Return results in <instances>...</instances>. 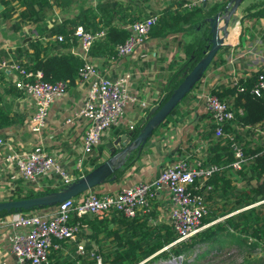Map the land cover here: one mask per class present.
I'll use <instances>...</instances> for the list:
<instances>
[{
    "label": "trees",
    "instance_id": "1",
    "mask_svg": "<svg viewBox=\"0 0 264 264\" xmlns=\"http://www.w3.org/2000/svg\"><path fill=\"white\" fill-rule=\"evenodd\" d=\"M133 1L138 0L127 2L100 0L95 4L88 0H1L4 8L0 11V27L10 21L11 29L20 30L25 23H34L35 31L23 36L14 47H0V62L3 59H10L28 70H41L45 79L52 81L66 79L69 86L76 84L80 70L86 61L102 56L106 59L118 57L116 46L129 36L130 24L148 15L143 13L144 9L140 8L138 3L135 2L133 5ZM186 1L179 0L160 11L150 13H158L160 16L159 22L153 26L150 35L153 32L166 35L188 29L184 23L194 22V17L202 14L203 6L181 10ZM228 1L224 0L212 6L209 13L224 9ZM254 5L252 4L249 8ZM55 6H61L68 11V14L56 19L49 27L46 23ZM78 26L89 31L104 30L105 32L103 37L92 43L87 56L73 51V48H80L79 39L75 35ZM58 34H61L63 39H58L56 37ZM207 43L208 41L202 38L187 43L185 47L187 56L181 65L182 71L176 75L173 73L172 80L166 87L167 93L160 101L162 104L184 79L185 71L191 70L204 55ZM259 72L260 70L253 72L250 76L239 77L236 81L218 83L211 88L212 93L227 101L235 110V118L225 125V134L217 136L216 123L212 117L201 133L207 141L206 154L193 155L199 157L204 163L210 162L221 166V169L207 181L211 188L201 191L206 195L208 207L202 221L209 225L190 238L174 242L177 233L170 223H149L151 211L134 217H127L117 212L112 213L111 217L87 213L79 218L83 226L81 237L87 235L85 228L88 225L92 228L88 235L100 246L98 250L89 251L80 256L81 264H96L97 255L102 256L103 264H154L161 256H183L182 264H184L186 257L198 244L213 243L220 240L222 236L229 237L232 243L247 244L250 247L264 244V201H262L264 200V92L261 94L253 92ZM10 73L12 79L7 81L4 79L8 76L6 71L0 69L2 87V90L0 89V128L3 129L5 137H7L6 128L18 122H24V118L11 113L9 106L5 103V94L22 96L25 93V89L18 87L14 81L15 72L10 71ZM198 82L194 85L195 87ZM191 92L192 90L183 97L182 103L187 102ZM177 107L178 105L172 113L179 110ZM144 117L131 128L116 126L113 134L117 136L122 131L131 130L133 136H136L142 128L141 123ZM165 123L166 119L162 124ZM252 135L258 138L253 139ZM231 136L242 145L246 156L242 168L237 170L226 167L234 158ZM139 152L135 149L126 156L125 163L113 172L116 174V179L124 175L126 168L134 162ZM87 160H91L90 156ZM102 161L98 158L94 160L93 168ZM89 170L91 169H84L85 173ZM232 173L239 176V180L243 182L241 185L235 183ZM39 184L19 175L7 185L10 191L7 199L57 191L67 183L62 182L58 175H54L41 179ZM53 206L57 207V205ZM39 208L42 207L35 206L18 211L3 209L0 210V219L13 212L32 213ZM111 220L119 222L120 227L110 226ZM65 241L67 240L62 239L58 242L61 244ZM207 251L201 253L204 254ZM254 261L264 264V257H257ZM74 262V259H62L55 252H50L49 261L45 264H74ZM245 262V264H253L249 259Z\"/></svg>",
    "mask_w": 264,
    "mask_h": 264
},
{
    "label": "crops",
    "instance_id": "2",
    "mask_svg": "<svg viewBox=\"0 0 264 264\" xmlns=\"http://www.w3.org/2000/svg\"><path fill=\"white\" fill-rule=\"evenodd\" d=\"M98 1L100 0H88L94 4ZM177 1L179 0H138L133 1V5L135 2L138 3V6L144 9L143 13L149 15ZM221 2L203 3L204 13L194 17V22L184 23V26L188 28L184 31H174L166 35L153 32L129 55L109 59L103 56L91 59L109 77H117L126 71L132 72L130 91L149 102V106L145 108L140 107L138 103L127 105L121 122L118 124L119 127L131 128L132 124H137L146 115L152 105L161 101L167 93L166 87L170 84L173 73L176 75L182 71L181 65L187 56L185 51L187 43L197 38L208 41L210 23L206 16L212 15V12L209 13L211 7ZM252 4L255 5L249 8ZM186 9L188 8L181 7V10ZM67 14L68 11L61 6H55L46 25L52 26L56 19ZM236 14L239 21L234 25L229 24L226 42L216 53L202 78L199 79L198 85L193 87L187 102L182 103L181 101L177 107L179 110L170 114L165 124L156 127L138 157L126 168L121 178H110L94 186L96 191H114L142 180H153L164 166L172 164L177 158L189 155L194 158L195 154H206L207 141L201 133L211 121L212 116L205 106L203 93L210 91L218 83L250 76L264 65V0H242ZM26 26L27 23L22 29L13 30L10 28V21L5 22L0 27V47H14L23 36L35 31L34 23L31 24V32ZM6 73L8 76L4 79L11 80L10 71ZM0 89L2 90L1 83ZM85 92L84 85L78 79L76 84L69 86L64 96L57 97L50 107L48 126L41 135L32 132L28 124V118L35 110L34 99L26 91L22 96L5 94V103L9 106L11 113L24 118V122L15 123L5 129L6 138H12L20 149H30L36 144H43L50 153H55L71 172L77 173L75 163L82 150V136L87 120L78 116L70 121L67 119L74 116L75 112L80 109ZM183 111L186 112L183 113ZM118 125L113 126L103 136L102 141L91 153V160L85 163L84 169H92L93 161L97 158L104 160L108 157L110 153L108 143L116 137L113 131ZM253 143L255 144V140ZM9 171L0 159V184L7 186L11 183L7 178ZM10 172L13 178L19 177L16 171ZM232 178L238 185L243 183L240 182L237 174L232 173ZM9 193L10 191H0V200L7 199ZM168 203L167 190H159L152 198L150 224L165 222L161 213L164 208L168 207ZM55 209V206L42 207L32 213L50 215ZM107 216L111 217L112 214ZM11 219L12 213L0 219V264H20L12 252V243L14 234L24 232L25 227H14ZM110 226L119 228L120 224L116 220H111ZM85 231L87 232L85 237L82 236L76 241L67 240L58 247L52 248L50 252H55L62 259H74V264H81L80 256L89 251H96L100 246L94 238L88 235L92 228L87 225ZM79 244H83L84 248L79 250Z\"/></svg>",
    "mask_w": 264,
    "mask_h": 264
},
{
    "label": "built area",
    "instance_id": "3",
    "mask_svg": "<svg viewBox=\"0 0 264 264\" xmlns=\"http://www.w3.org/2000/svg\"><path fill=\"white\" fill-rule=\"evenodd\" d=\"M218 1L224 0H187L183 7L193 8L203 3ZM159 19L158 13L136 19L130 25L129 36L116 46L117 55L131 54L140 43L148 39ZM104 33V30L89 31L78 26L75 35L79 39L80 48H73V51L87 56L92 43L103 37ZM56 37L63 39L61 34ZM0 69L14 71L16 85L25 89L34 99L35 110L28 118V124L32 132L41 135L48 126L52 103L57 97L67 93L68 80L45 79L41 70H28L10 59H3L0 62ZM131 79L130 71L114 78L109 77L92 61H86L80 70L79 80L85 87V97L80 109L67 119L70 121L78 116L87 120L82 136V150L75 163L77 173L71 172L61 159L55 153H50L43 144H36L30 149H20L12 138L4 136L2 128H0L1 162L7 169H16L19 175L38 184L41 179L54 175H58L64 183L78 179L85 174V163L93 149L102 141L107 131L120 124L126 106L130 103H138L142 108L149 106L147 100H142L138 94L130 91ZM253 92L257 94L264 92V65L260 68ZM202 98L216 123V135L223 136L225 125L235 118V110L211 90L203 93ZM231 138L234 158L226 167L237 170L242 168L246 156L242 145L233 136ZM219 169L220 165L204 163L199 157L182 156L172 164L164 166L153 180H142L114 191L99 192L90 188L58 203L50 215L13 212L11 219L13 226L25 227V231L14 234L12 252L20 264H45L49 261L51 249L60 245L58 241L74 240L81 235L83 226L79 218L85 214L107 216L117 212L127 217L142 215L152 211V198L161 189L168 192V207L164 208L161 214L163 220L170 223L177 233L174 242L190 238L208 225L202 221L208 207L206 195L201 191L211 188L207 181ZM83 248V244L78 245L79 250ZM96 264H103L102 256L97 255Z\"/></svg>",
    "mask_w": 264,
    "mask_h": 264
},
{
    "label": "water",
    "instance_id": "4",
    "mask_svg": "<svg viewBox=\"0 0 264 264\" xmlns=\"http://www.w3.org/2000/svg\"><path fill=\"white\" fill-rule=\"evenodd\" d=\"M241 1L242 0H229L224 9H219L212 15L206 16V19L210 23V36L208 37V43L206 45L207 50H205L204 55L191 70L185 71L184 79L174 89L168 99L163 104L159 102L151 106L141 123L142 128L136 136H133V131L131 130L117 135L108 143L110 153L102 163L92 168L78 179L67 183L61 189L37 196L0 200V210L14 209L18 211L21 209H30L35 206L43 207L45 205H57L67 198L79 195L105 182L108 178L113 179L116 177V174H113V172L125 163L126 156L135 149L142 151L148 139L153 135L156 127L162 124L172 113L173 109L182 101L183 97L189 93L199 79L202 78L214 56L226 42L225 38L229 33V24L234 25L239 21L236 10ZM3 8L4 5L0 0V11ZM175 259L176 258H173L171 262L175 263L176 261V263H178L181 257L177 260Z\"/></svg>",
    "mask_w": 264,
    "mask_h": 264
},
{
    "label": "rangeland",
    "instance_id": "5",
    "mask_svg": "<svg viewBox=\"0 0 264 264\" xmlns=\"http://www.w3.org/2000/svg\"><path fill=\"white\" fill-rule=\"evenodd\" d=\"M26 27L31 32L32 30L31 24L27 23ZM252 138L257 139L258 137L256 135H252ZM7 178H9L10 181L15 179L13 178L11 172L8 173ZM0 191H9V189L5 184H0ZM79 237H81V235L76 237V239L74 240H78ZM229 239H230L229 237L222 236L220 240L214 241L213 243L205 242L198 244L196 248L191 252V254H189L186 257L184 264H245L246 259H249L253 264H259L257 261H254V259H256L257 257H264L263 243H260L257 247H250L247 244H239L237 242L232 243V241ZM205 250L208 251L202 254L203 253L202 251ZM179 257L161 256V258H159L154 264H182V259H184L183 256H181V260H179L178 263H176V261L175 263L171 262L173 258H176L175 260H177L179 259Z\"/></svg>",
    "mask_w": 264,
    "mask_h": 264
},
{
    "label": "bare ground",
    "instance_id": "6",
    "mask_svg": "<svg viewBox=\"0 0 264 264\" xmlns=\"http://www.w3.org/2000/svg\"><path fill=\"white\" fill-rule=\"evenodd\" d=\"M232 28V27H231Z\"/></svg>",
    "mask_w": 264,
    "mask_h": 264
}]
</instances>
